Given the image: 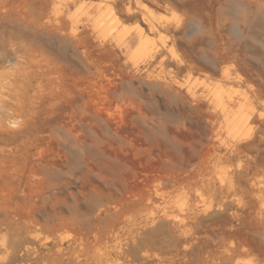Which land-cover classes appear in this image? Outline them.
I'll return each mask as SVG.
<instances>
[{
	"label": "rangeland",
	"instance_id": "1",
	"mask_svg": "<svg viewBox=\"0 0 264 264\" xmlns=\"http://www.w3.org/2000/svg\"><path fill=\"white\" fill-rule=\"evenodd\" d=\"M0 45V264H264V0H0Z\"/></svg>",
	"mask_w": 264,
	"mask_h": 264
},
{
	"label": "bare ground",
	"instance_id": "2",
	"mask_svg": "<svg viewBox=\"0 0 264 264\" xmlns=\"http://www.w3.org/2000/svg\"><path fill=\"white\" fill-rule=\"evenodd\" d=\"M108 16H109V13L105 17L103 16L104 18H102L99 22H97V24L101 25L104 28V30H110V29H112V27L114 25L113 21L111 19L109 20ZM99 30H100V28H99ZM102 32H103V30H102ZM6 48L7 47L0 45V67H1V65H4L3 60L6 57L10 56V54H11V52H9ZM13 54L14 53H12V55ZM14 57H15V55H14ZM10 58H12V57H10ZM15 59H16V57H15ZM4 63H5V60H4ZM17 81H18V75L17 76L12 75V77L7 76L6 78H3L0 75V105L3 103L5 98L7 99V97L12 96L14 94V92H16ZM2 105L0 107H2ZM238 123L239 122H237V124ZM235 125H236V123H235Z\"/></svg>",
	"mask_w": 264,
	"mask_h": 264
}]
</instances>
